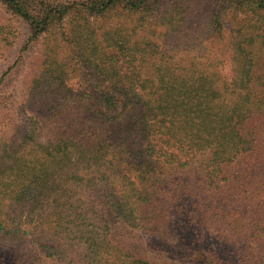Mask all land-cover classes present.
<instances>
[{
	"label": "trees",
	"instance_id": "16d2710c",
	"mask_svg": "<svg viewBox=\"0 0 264 264\" xmlns=\"http://www.w3.org/2000/svg\"><path fill=\"white\" fill-rule=\"evenodd\" d=\"M0 3V264H264V0Z\"/></svg>",
	"mask_w": 264,
	"mask_h": 264
},
{
	"label": "rangeland",
	"instance_id": "374dc122",
	"mask_svg": "<svg viewBox=\"0 0 264 264\" xmlns=\"http://www.w3.org/2000/svg\"><path fill=\"white\" fill-rule=\"evenodd\" d=\"M5 8L0 3V17L5 16ZM242 18L241 14H238V16L234 15L232 17H229L226 19V28H229L231 25H235V22L240 20ZM29 35V28L28 25L22 22L21 20L17 23L16 28V35H15V43L14 45L9 49L8 53L5 55L4 58H2L0 62V76L7 70L9 66H11L16 60L20 58L21 65L16 68L13 72V74L9 78L8 85L10 87V90H17V92H20L19 89V83L22 81L23 75L32 67H35L40 61H41V55L38 48V45L31 46L29 49L23 50L24 44L27 41ZM32 66V67H30ZM69 87H71L74 90H78L81 88V81L78 78H73L69 81ZM6 103L5 100V94H0V115L4 109ZM20 110L18 109V113ZM21 115V114H20ZM23 116H25L23 114ZM1 127V125H0ZM0 131L3 132V129L0 128ZM5 132H8V130H5ZM142 235L141 237H143ZM145 241V237H143ZM150 240V238H148ZM157 241V240H153ZM2 254V253H1Z\"/></svg>",
	"mask_w": 264,
	"mask_h": 264
}]
</instances>
